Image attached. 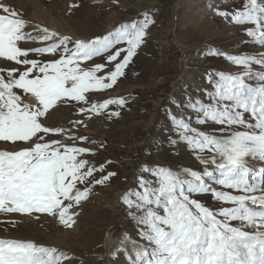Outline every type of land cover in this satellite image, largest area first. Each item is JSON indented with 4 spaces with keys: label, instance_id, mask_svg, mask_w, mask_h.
I'll return each instance as SVG.
<instances>
[{
    "label": "snow or ice",
    "instance_id": "6c2138e0",
    "mask_svg": "<svg viewBox=\"0 0 264 264\" xmlns=\"http://www.w3.org/2000/svg\"><path fill=\"white\" fill-rule=\"evenodd\" d=\"M214 11L264 47V0ZM153 24L145 10L107 34L73 38L31 25L14 6L0 2V59L14 65L0 68V143L14 146L0 149V212L48 214L71 228L93 187L116 175L107 171L111 161L97 166L89 159L103 145L71 128L96 116L120 115L124 98L91 97L126 77ZM212 54L243 71L207 73L209 87L198 89L203 98L186 93L165 109L178 136L169 143H185L203 168H185V175L148 163L138 169L135 188L121 202L140 242L126 235L114 260L123 253L126 264H264V51ZM62 105L79 114L71 128L47 123L50 110ZM193 121L206 130L192 127ZM70 259L55 247L0 238V264Z\"/></svg>",
    "mask_w": 264,
    "mask_h": 264
},
{
    "label": "rangeland",
    "instance_id": "374dc122",
    "mask_svg": "<svg viewBox=\"0 0 264 264\" xmlns=\"http://www.w3.org/2000/svg\"><path fill=\"white\" fill-rule=\"evenodd\" d=\"M0 2L14 6L31 25L47 27L50 31L73 38L89 39L107 34L121 23L139 18L145 10L154 18L146 42L138 49L134 62L126 70V77L112 89L91 97L94 102L124 98L127 103L118 109L119 116L86 119L85 124L76 129L71 128L70 122L79 118L77 110L62 105L50 110L47 121L52 126L71 128L74 134L85 135L96 145H103L89 159L97 166L111 161L107 171L116 175L106 184L93 187L89 198L76 209L78 216L71 228L62 225L58 217L48 214L0 212V238L31 240L38 245L55 247L58 252L71 257L70 261L62 264H126L123 253L118 261L113 259L112 253L121 248L126 235L140 242L135 222L127 215L128 210L121 202L122 194L135 188L136 177L140 174L138 169L148 163L169 167L185 175V168H203L185 143H169V138L178 140L165 116V109L171 106L170 101L183 99L186 93L193 97L199 94L203 98L198 89L209 87L207 73L223 71L237 74L243 71L242 67L213 55V50L231 54L259 53L264 51V47L251 42L244 35L243 26L229 23L214 11L218 7L239 8L241 0ZM72 4L78 7L70 10ZM8 66L14 65H5L0 59V68ZM116 108L115 105L109 106V110ZM172 110L180 114L177 108ZM191 126L206 130L194 121ZM65 143L72 141L65 138ZM13 148L11 144L0 143V149ZM208 203L212 202L209 200ZM108 234L111 243L106 247ZM123 247L131 251L133 245L126 242Z\"/></svg>",
    "mask_w": 264,
    "mask_h": 264
},
{
    "label": "bare ground",
    "instance_id": "6f19581e",
    "mask_svg": "<svg viewBox=\"0 0 264 264\" xmlns=\"http://www.w3.org/2000/svg\"><path fill=\"white\" fill-rule=\"evenodd\" d=\"M111 243L110 235L108 234L105 238V246L108 247Z\"/></svg>",
    "mask_w": 264,
    "mask_h": 264
}]
</instances>
